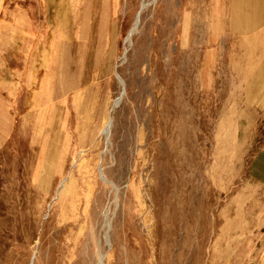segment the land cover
<instances>
[{"label":"rangeland","instance_id":"obj_1","mask_svg":"<svg viewBox=\"0 0 264 264\" xmlns=\"http://www.w3.org/2000/svg\"><path fill=\"white\" fill-rule=\"evenodd\" d=\"M242 5L0 0V264H264Z\"/></svg>","mask_w":264,"mask_h":264},{"label":"crops","instance_id":"obj_2","mask_svg":"<svg viewBox=\"0 0 264 264\" xmlns=\"http://www.w3.org/2000/svg\"><path fill=\"white\" fill-rule=\"evenodd\" d=\"M240 2H242L243 4L241 6L242 8L236 14L232 15L233 21L234 19H242V21L239 20L240 21L239 25H245L248 27L249 30L247 31V34H253V38L255 39L260 38L262 34L264 35V0H240ZM255 2H258L257 6L255 5ZM235 25H236V22H235ZM231 31L233 33L234 32L239 33V29L231 28ZM30 32L33 33V31L31 30ZM259 47H262V46H259ZM19 48L25 49L24 45H21L18 42L13 44L12 49L17 50ZM262 48L264 49V43H263ZM9 60L10 59H8V61ZM56 64H57L56 66H59L58 61L56 62ZM13 70L15 71L16 69L13 68ZM57 73L58 71L55 70V72H52L51 74L52 76H54V74L57 75ZM0 74L6 75L5 73H3V71H0ZM250 96L252 97L251 94ZM249 175H250L251 180L254 181L257 185L264 186V148L261 149L259 152H257L255 156L253 157L250 163V166H249Z\"/></svg>","mask_w":264,"mask_h":264},{"label":"bare ground","instance_id":"obj_3","mask_svg":"<svg viewBox=\"0 0 264 264\" xmlns=\"http://www.w3.org/2000/svg\"><path fill=\"white\" fill-rule=\"evenodd\" d=\"M142 7H143V6H142ZM140 12H141V11H140ZM140 12L137 14V16H136V18H135V21H134V24H133L132 28L130 29V31H129L127 37H126V41L128 42V44H130V42H131V37L137 32L138 25H139V15H140ZM119 80H120V83H122L121 79H119ZM120 99H121V98H119V99H117V100L115 101V106H114V107H117V106L119 105V103H120ZM111 127H112V121L110 120V121L107 123L106 127H105V128L103 129V131H102V135H103L106 139H108V138L110 137V134H111ZM107 142H108V141H107ZM105 243H107L108 247H112V243L109 242V241H106V239H105ZM101 259H102V256L100 257L99 262H100ZM99 262H98V263H99Z\"/></svg>","mask_w":264,"mask_h":264}]
</instances>
